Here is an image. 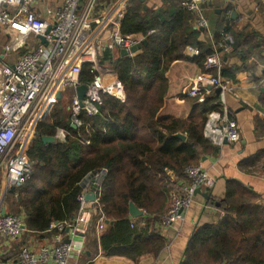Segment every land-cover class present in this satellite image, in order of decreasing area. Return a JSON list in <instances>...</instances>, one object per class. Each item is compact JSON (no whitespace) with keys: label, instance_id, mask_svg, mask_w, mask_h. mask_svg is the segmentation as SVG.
Segmentation results:
<instances>
[{"label":"trees","instance_id":"trees-1","mask_svg":"<svg viewBox=\"0 0 264 264\" xmlns=\"http://www.w3.org/2000/svg\"><path fill=\"white\" fill-rule=\"evenodd\" d=\"M162 3L159 11L145 10L139 0H130L121 33L143 34L146 44L132 56L104 52L101 64L116 73L123 99L102 94L98 112L81 113V125L72 127L66 107L75 91L65 88L48 115L36 123L34 138L26 148L32 174L3 199L8 212L23 213L26 228L11 253L24 244L26 235L41 238L52 222H70L78 212L82 180L102 169L106 174L95 209H100L110 224L97 234L99 215H92L84 233L85 252L79 259H92L98 243L107 256L120 255L118 248H134L139 240H149L152 249L162 246L154 226L167 210L170 178L186 180L185 167L216 152L202 130L207 115L220 108L218 96L209 91L201 103L191 99L193 105L185 118L161 114L168 86L165 74L171 63L183 59L185 47L195 46L199 55L192 60L203 70L205 57L215 50L198 39L201 32L195 25V14L177 0ZM244 27L240 23L234 28L228 24L219 28L213 37L216 45L226 44L224 33L232 37L229 53H223L222 47L217 49L221 57L248 56L255 35L244 34ZM209 72L215 75V71ZM228 72L224 68L220 75L232 78ZM91 78L88 66L83 67L81 81ZM57 128L65 131V141L44 143L41 137H54ZM177 133L185 139L176 137ZM207 201L211 204L212 200ZM130 203L145 212L135 224L128 217ZM219 208L223 216L194 230L179 264H264V207L256 203L251 188L237 180L228 182ZM140 221L144 227L138 226ZM124 255L130 258L132 254L127 251ZM5 258L0 255V261Z\"/></svg>","mask_w":264,"mask_h":264},{"label":"built area","instance_id":"built-area-1","mask_svg":"<svg viewBox=\"0 0 264 264\" xmlns=\"http://www.w3.org/2000/svg\"><path fill=\"white\" fill-rule=\"evenodd\" d=\"M129 1L0 0V30L11 40L5 44L4 52L12 51L13 43L25 48L13 64L0 62V253H9L12 244L26 232L23 213H1L2 208L5 209L3 198L12 188L14 190L30 178L32 166L26 148L34 138L36 123L42 121L50 105L57 102V92L65 88L75 90L82 84L86 86L81 101L75 94L71 100L69 119L75 127L81 125V113L94 115L98 112L102 94L123 98L116 73L101 61L106 50L124 49L127 56H132L134 53L130 49L145 40L143 34L121 33V21ZM205 2H181L183 8L195 14V25L202 29L208 25L202 9ZM48 27L50 29L46 33ZM223 35L226 44L221 45L222 52L228 53L232 37L228 33ZM38 36H43L46 43L42 44ZM198 54V49L192 50V55ZM85 66H88L92 78L82 82ZM220 67L221 53L215 49L205 57L203 72L185 90L186 96L201 98L211 86L220 89L218 103H224V94L232 87L227 79L220 77ZM211 70L216 74H211ZM202 133L214 146L240 140L238 124L225 106L207 115ZM54 137L64 142L66 133L57 128ZM105 174L106 170L102 169L82 180L83 189L77 196L78 212L70 222H52L46 231L51 233L50 238L32 247L20 246L14 257L0 261V264H74L72 258L85 252L84 233L92 215H99L97 234L107 224L102 211L95 209ZM184 174L187 182L179 191L171 192V204L161 218L160 227L181 220L196 189L208 190L214 183L201 163L185 167ZM89 194L94 195L93 200L86 199ZM131 222L135 224L134 218ZM138 226L144 227V221H140Z\"/></svg>","mask_w":264,"mask_h":264},{"label":"crops","instance_id":"crops-1","mask_svg":"<svg viewBox=\"0 0 264 264\" xmlns=\"http://www.w3.org/2000/svg\"><path fill=\"white\" fill-rule=\"evenodd\" d=\"M139 1L145 10L159 11V8L163 7L162 0ZM182 1L177 0L181 7ZM202 9L208 22L205 29L199 28L201 34L198 39L202 41V45H212L216 50L220 48L221 45H216L213 37L224 24L234 28L235 25L243 23L245 25L243 33L255 35L249 44L251 52L244 59L233 55L221 57L220 71L225 68L233 77L227 78L232 89L225 92L224 103H218L219 109L225 106L231 112V116L238 124L240 140L215 146L214 154L203 155L199 161L214 179L209 191L213 204H209L201 194H195L181 220L172 222L167 227L154 226L161 236L159 241L163 240L162 246L158 249L150 248L149 240L146 239L134 243V248L128 246L118 248L120 255L107 256L101 253L98 243L97 252L92 259L81 260L80 256L73 257L72 263L179 264L194 230L203 225L216 223L223 215L219 207L224 200L227 183L233 180H237L246 188H251L256 203L264 207V0H206ZM8 42H11L8 34L0 30V62L11 65L25 48L13 43V50L6 53L4 46ZM195 48L198 49L195 46L185 47L183 59L173 61L165 74L168 86L161 109L162 115L185 118L190 113L193 101L186 96L185 90L203 72L192 60L199 55H192ZM119 51L114 50L113 53L120 54ZM220 77L224 78L221 75ZM208 90L215 94L214 89ZM208 93L197 98L195 102H203ZM169 203L168 199L166 209ZM4 207L5 211H8L5 203ZM50 236V232H46L41 238L26 235L23 245L32 247L45 242ZM127 251L132 254L130 258L124 255ZM0 254L6 257L11 254V250L7 254ZM12 257L14 253L5 260Z\"/></svg>","mask_w":264,"mask_h":264},{"label":"water","instance_id":"water-1","mask_svg":"<svg viewBox=\"0 0 264 264\" xmlns=\"http://www.w3.org/2000/svg\"><path fill=\"white\" fill-rule=\"evenodd\" d=\"M233 17H234V14H233ZM49 27L46 29V33L49 31ZM202 29V28H201ZM39 40L41 41L42 44H45V39L43 36H38ZM146 44V40H143L142 42L136 44L135 46H133L130 51L131 53H136L137 51H139L144 45ZM120 55L122 56H127V51H125L124 49H120L119 51ZM208 89H212L211 86H208L207 87ZM85 90H86V86L84 84L82 85H79L75 88V96L77 97V99L79 101L82 100L83 96H84V93H85ZM214 92H215V95L216 96H219L220 94V89L219 88H214ZM61 96V92H57L56 96H55V99L58 100ZM72 127H75L74 125H71ZM176 137H179L181 139H185V135L184 134H181V133H177L176 134ZM42 141L44 143H52V142H59L55 137H48V136H42L41 137ZM11 191H13V188L11 189ZM196 194H201L206 200H209L210 197H211V194L210 192H201V190L199 188L196 189L195 191ZM86 199L87 200H93L94 199V195L93 194H89L86 196ZM5 212V209L2 208L1 210V213L4 214ZM143 215V211L136 207L133 203H130L129 204V219H133V218H138L140 216ZM106 223H110L108 220H106Z\"/></svg>","mask_w":264,"mask_h":264},{"label":"rangeland","instance_id":"rangeland-1","mask_svg":"<svg viewBox=\"0 0 264 264\" xmlns=\"http://www.w3.org/2000/svg\"><path fill=\"white\" fill-rule=\"evenodd\" d=\"M212 89H214V88H212ZM69 95V94H68ZM68 95H65V100L66 99H68V101H67V103L69 102V96ZM122 97H124V94H123V96ZM123 99V98H122ZM69 104V103H68ZM53 105H55V103H53V104H51L50 105V107H49V110H48V113L50 112V110H51V108L53 107ZM70 105H71V102H70V104H69V106H67L66 107V110L70 113ZM48 113L46 114V116L48 115ZM45 116V117H46ZM44 117V118H45ZM43 118V119H44ZM170 182H171V187H170V191H169V193H168V199H169V201H170V203H169V207H170V204H171V192L172 191H179L180 189H181V187H182V185L184 184V183H186L187 182V180H185V181H177L176 179H173L172 177L170 178ZM208 191H210V189H208V190H201V192H208ZM196 194V193H195ZM211 198V197H210ZM4 199V198H3ZM11 201L12 200H14L12 197H10L9 198ZM3 202H4V200H3ZM192 203V202H191ZM211 204H213V202L211 201ZM7 205V204H6ZM191 205V204H190ZM190 207V206H189ZM188 207V208H189ZM187 208V209H188ZM142 210V209H141ZM11 211V210H10ZM12 211H14L13 209H12ZM143 211V210H142ZM186 212V210L185 211H183V213H185ZM222 217V216H221ZM183 218V217H182ZM175 222V221H174ZM171 224V223H170ZM169 224V225H170ZM158 226H160V225H158ZM168 226V225H167ZM167 226H165V227H167ZM13 245V244H12ZM196 264H203V263H196Z\"/></svg>","mask_w":264,"mask_h":264}]
</instances>
